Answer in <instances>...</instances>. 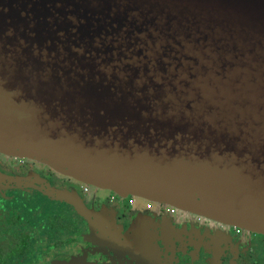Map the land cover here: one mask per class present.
I'll use <instances>...</instances> for the list:
<instances>
[{
  "label": "water",
  "instance_id": "water-1",
  "mask_svg": "<svg viewBox=\"0 0 264 264\" xmlns=\"http://www.w3.org/2000/svg\"><path fill=\"white\" fill-rule=\"evenodd\" d=\"M0 152L264 235V0H0Z\"/></svg>",
  "mask_w": 264,
  "mask_h": 264
},
{
  "label": "flooded vegetation",
  "instance_id": "flooded-vegetation-1",
  "mask_svg": "<svg viewBox=\"0 0 264 264\" xmlns=\"http://www.w3.org/2000/svg\"><path fill=\"white\" fill-rule=\"evenodd\" d=\"M71 181L88 191L84 182L47 164L0 152V264H260V259L264 264L263 234L177 207L172 212L170 205L165 222L147 199L140 209L151 211L144 216L150 220L144 228L150 241L137 238L138 199L129 204L131 196L119 208L113 204L122 197L112 195L103 211L111 227L94 228L75 209L73 202L81 201L74 197Z\"/></svg>",
  "mask_w": 264,
  "mask_h": 264
},
{
  "label": "rangeland",
  "instance_id": "rangeland-1",
  "mask_svg": "<svg viewBox=\"0 0 264 264\" xmlns=\"http://www.w3.org/2000/svg\"><path fill=\"white\" fill-rule=\"evenodd\" d=\"M3 162L7 166L9 165L6 161H3ZM40 167L41 166L38 165L39 172H43V171H41ZM48 167H50V166L48 165ZM55 175H57V177L62 179V177H60L58 174L55 173ZM71 182L73 184V187H71V189L75 192L73 195L76 199H79L81 201V203H82L81 207L83 208V210L87 211V212H85V214H87V216L89 217L91 226H93L94 228H101L103 226V224H102L103 220L106 219V218L103 219V215L105 214V212H107V210L111 204V201H110L111 196L115 195L116 193L111 191V190L101 189V188H98V187H95L92 185H86L88 187V191L86 193H84L83 188L85 187V185L77 184L76 181H71ZM54 191H56V190H54ZM56 192H59V191L57 190ZM136 198L138 199V203H137L135 209L139 212L138 213L139 218H137V220H136V224H137L136 226H138L139 228H145V226L149 224L150 220L144 216L148 212H151V211L145 210L144 209L145 206H143V209H140L142 206V202L145 199L141 198V197H136ZM126 200H127V198L122 197V198H120V201H118V203H115L113 205H115V207L121 208L120 206H122L123 203L126 202ZM38 204H39V202H38ZM154 204H155L154 205L155 206V208H154L155 213L158 214L160 211V216H163V220L165 222H167L168 220L166 218L169 216V215H167L169 213H165V212H168L165 209H168L169 206H167L165 204L163 205V204L155 203V202H154ZM12 205H13V207H15L16 203H14ZM94 206H98L99 208H95ZM10 207H11V205H10ZM90 207H94V208L91 209ZM159 208H161V209H159ZM43 209H45V208H43ZM154 210H152V211H154ZM103 211H105V212H103ZM179 212H181V211L179 210ZM177 216L178 215H172L171 217L173 218V220H177ZM28 217L31 218L30 215ZM35 219H36V216L33 218V220H35ZM41 223L42 222H40L39 225ZM161 224H164V223L161 221ZM166 225H168V224H166ZM176 226H178V225H176ZM56 230H58V229H56ZM41 235H45V233L42 232ZM261 238H262L261 236H258V235L256 236L257 240L261 239ZM42 246L45 247L46 244H42ZM260 264H263L262 259H260Z\"/></svg>",
  "mask_w": 264,
  "mask_h": 264
},
{
  "label": "crops",
  "instance_id": "crops-1",
  "mask_svg": "<svg viewBox=\"0 0 264 264\" xmlns=\"http://www.w3.org/2000/svg\"><path fill=\"white\" fill-rule=\"evenodd\" d=\"M103 219H105V220H103V222H102V224H103L102 227H104V228L107 227L106 229H109V227H111L110 219H108L106 214L103 215ZM112 227L114 228L113 224H112ZM135 232H136V235H138L137 238H141V239L143 238L142 240H144V241H150L148 238H151V236H150L151 234L145 232L144 228H139L138 226H136V231ZM113 233H115V232H113Z\"/></svg>",
  "mask_w": 264,
  "mask_h": 264
},
{
  "label": "built area",
  "instance_id": "built-area-1",
  "mask_svg": "<svg viewBox=\"0 0 264 264\" xmlns=\"http://www.w3.org/2000/svg\"><path fill=\"white\" fill-rule=\"evenodd\" d=\"M135 200H136V196H131V197L129 198L128 203H129V204H134V201H135ZM150 203H152V201H151ZM147 208L150 209V208H151V205H150V204H147ZM170 208H171L170 210L173 212L175 207H174V206H171ZM170 210H169V211H170Z\"/></svg>",
  "mask_w": 264,
  "mask_h": 264
},
{
  "label": "trees",
  "instance_id": "trees-1",
  "mask_svg": "<svg viewBox=\"0 0 264 264\" xmlns=\"http://www.w3.org/2000/svg\"><path fill=\"white\" fill-rule=\"evenodd\" d=\"M17 250H19V249H17Z\"/></svg>",
  "mask_w": 264,
  "mask_h": 264
}]
</instances>
